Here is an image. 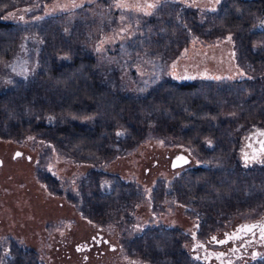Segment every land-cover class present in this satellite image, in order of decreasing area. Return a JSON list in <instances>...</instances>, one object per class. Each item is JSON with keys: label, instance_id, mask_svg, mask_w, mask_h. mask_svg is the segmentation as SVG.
<instances>
[{"label": "rangeland", "instance_id": "374dc122", "mask_svg": "<svg viewBox=\"0 0 264 264\" xmlns=\"http://www.w3.org/2000/svg\"><path fill=\"white\" fill-rule=\"evenodd\" d=\"M33 1L18 0L15 9L4 14L13 23L19 42L14 54L0 62V111L6 115V122L0 125V242L13 232L10 245L17 250L20 235L26 238L25 243L35 244L30 236L36 233L43 238H64L74 231L70 222L48 228L57 215L65 218L73 212L69 204L72 198L68 199L69 193L62 192L64 187H59L56 180L68 185L78 169L88 170L91 166L81 167L64 160L63 154L78 161L81 156L67 151L62 141L52 135L39 137V151L30 138L20 143L15 138L19 130L11 123L21 115L30 118L31 109L33 117L49 125L68 122L92 127L99 121L111 122L103 113L89 118L58 113L61 95L58 89L46 87L40 76L42 55L52 47L53 32L70 33L67 59L78 46L94 54L103 79L114 91L132 97L140 108L129 123L119 122L112 134L101 135L98 151L137 149L141 142L155 143L157 136L153 135L164 137L174 132L170 114L153 105L165 80L196 82L194 95L206 102L215 97L223 117L243 115V102L263 99L264 67L256 65L249 56L251 49H264V38L257 35L258 19L248 32L220 30L217 16L228 0H113L108 8L107 0H51L44 7L41 4V10L36 12L32 9L37 10L39 5ZM110 8L113 12H132L138 22L121 24ZM170 21L174 24H164ZM259 105L256 104L258 108ZM251 113L255 114V109ZM139 121L145 130L134 138L130 126H139ZM185 126L176 132H184ZM119 142L128 145L122 147ZM17 150L29 155L30 160L26 155L14 158ZM93 160L96 159L82 161ZM124 162L114 161L110 169L117 170ZM82 182L87 187L88 180ZM72 236V240L76 239ZM2 248L1 245L0 251Z\"/></svg>", "mask_w": 264, "mask_h": 264}, {"label": "flooded vegetation", "instance_id": "af4514ba", "mask_svg": "<svg viewBox=\"0 0 264 264\" xmlns=\"http://www.w3.org/2000/svg\"><path fill=\"white\" fill-rule=\"evenodd\" d=\"M258 24L263 33L264 15ZM262 98L243 102V115L210 118L211 132L191 134L193 141L185 123L184 132L153 135L155 143L141 142L137 149L86 155L65 147L81 160L60 154L64 160L91 167L78 169L68 185L56 180L72 198L73 212L57 215L48 228L70 222L74 231L64 238L36 233L30 236L35 244L20 235L14 264H264ZM17 151L22 154L14 158L26 155ZM117 160L125 162L113 171ZM10 234L0 242V260L8 253L7 264Z\"/></svg>", "mask_w": 264, "mask_h": 264}, {"label": "trees", "instance_id": "16d2710c", "mask_svg": "<svg viewBox=\"0 0 264 264\" xmlns=\"http://www.w3.org/2000/svg\"><path fill=\"white\" fill-rule=\"evenodd\" d=\"M17 1L0 0V62L8 60L18 46L19 38L13 23L3 17L6 12L15 9ZM49 1L51 0H34L33 4L39 6L37 10L32 9V11H40L42 5L46 6L45 3H49ZM109 2L112 3L113 0H107L106 8L109 7ZM110 12L116 19L119 18L121 24L138 22L132 12L123 13L120 10L113 12L111 8ZM262 15H264V0H228L217 16L218 27L220 30H225L226 33L237 30L248 32ZM164 24L174 23L170 21ZM53 35L52 41L50 40L52 47L42 55L40 76L46 87L58 89L57 91L61 95L60 103L57 106L58 113L61 116L74 118H89L103 113L111 122L102 124V121H99L92 127H79L68 122L49 125L45 120H38L37 116L33 117L31 109L30 118L26 119L21 115L11 123V126L16 127L20 133L15 138H19L20 143L30 138L32 139L30 143L39 148L40 144L37 142L39 137L52 135L60 139L69 150H77L86 155L98 154L101 135L103 133L112 134L119 122H122L123 125L127 121L129 123L140 108L132 97L123 96L114 91L110 84L103 79L97 70L94 54L78 46L70 59H67L69 56L66 55L68 53L67 42L72 41L70 33L56 35L53 32ZM257 35L264 38V32L262 33L260 30ZM249 56L256 65L264 67V49H251ZM196 87L197 84L194 81L178 83L170 79L165 80L158 88L159 93L156 92L159 99L155 100L153 104L170 114L171 128L174 132L178 131L181 125L189 123L191 127L188 128L187 133L192 141L195 136L192 137L191 134L201 135L211 132L209 129L210 118L221 117L216 98L213 97L209 102H206L203 98L195 96L193 92ZM249 101H259V98H251ZM145 108L142 110L144 111ZM3 122H6V115L0 111V125ZM130 127L129 131L134 138L140 137L138 133L145 130L140 121L139 126ZM38 148L37 151H39ZM13 249L11 264L20 260L17 256L20 252ZM7 255L8 253L4 254L5 259L0 260V264H7Z\"/></svg>", "mask_w": 264, "mask_h": 264}, {"label": "water", "instance_id": "95a60500", "mask_svg": "<svg viewBox=\"0 0 264 264\" xmlns=\"http://www.w3.org/2000/svg\"><path fill=\"white\" fill-rule=\"evenodd\" d=\"M22 153L20 152V151H16V153H15V157H17V156H19V155H21ZM3 164V160L2 159H0V167H1V165Z\"/></svg>", "mask_w": 264, "mask_h": 264}]
</instances>
